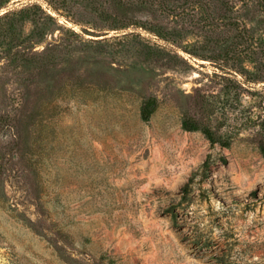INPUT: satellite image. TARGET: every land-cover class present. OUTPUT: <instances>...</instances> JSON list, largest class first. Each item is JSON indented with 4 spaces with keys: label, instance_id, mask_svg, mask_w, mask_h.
Instances as JSON below:
<instances>
[{
    "label": "rangeland",
    "instance_id": "rangeland-1",
    "mask_svg": "<svg viewBox=\"0 0 264 264\" xmlns=\"http://www.w3.org/2000/svg\"><path fill=\"white\" fill-rule=\"evenodd\" d=\"M262 145L264 0H0V264H264Z\"/></svg>",
    "mask_w": 264,
    "mask_h": 264
},
{
    "label": "trees",
    "instance_id": "trees-1",
    "mask_svg": "<svg viewBox=\"0 0 264 264\" xmlns=\"http://www.w3.org/2000/svg\"><path fill=\"white\" fill-rule=\"evenodd\" d=\"M157 109H158L157 98L151 97L147 99L140 109V118L142 122L148 123ZM182 128L185 131H190V132L201 131L212 144L215 143V138L211 130L207 127H202L197 121H195L192 118L184 119L182 122ZM222 146H224L225 148H229L230 147L229 140H225ZM260 150L264 156V145L260 147Z\"/></svg>",
    "mask_w": 264,
    "mask_h": 264
}]
</instances>
